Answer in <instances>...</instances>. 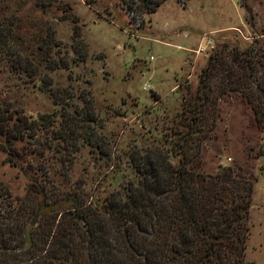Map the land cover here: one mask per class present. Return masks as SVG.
<instances>
[{"label": "trees", "instance_id": "obj_1", "mask_svg": "<svg viewBox=\"0 0 264 264\" xmlns=\"http://www.w3.org/2000/svg\"><path fill=\"white\" fill-rule=\"evenodd\" d=\"M164 2L122 4L141 16ZM18 3L0 0V70L24 75L56 107L36 115L0 100V162L29 180L19 195L0 179V264H246L245 223L259 176L222 163L206 173L203 163V149L216 138L208 135L218 121L211 103L217 100V71L227 67L223 50L209 55L197 92L184 96L168 147L157 139L123 154L130 174L110 172L101 184H70L79 154L87 148L109 159V141L99 133L90 98L78 97L80 106L53 90L49 72L66 69L68 62L58 59L48 27L27 30ZM259 43L233 46L230 87L219 93L243 92L264 140V86L253 81L264 69ZM259 154L264 157V143ZM127 175L133 179L125 182Z\"/></svg>", "mask_w": 264, "mask_h": 264}, {"label": "rangeland", "instance_id": "obj_2", "mask_svg": "<svg viewBox=\"0 0 264 264\" xmlns=\"http://www.w3.org/2000/svg\"><path fill=\"white\" fill-rule=\"evenodd\" d=\"M20 1L27 30L35 34L48 27L58 44V59L68 62L66 69L49 72L53 90L80 106L84 104L78 97L90 98L102 124L99 133L109 141V159L87 148L79 154L70 184H101L110 172L130 174L123 154L157 139L168 147L184 96L189 99L197 92L209 55L223 50L227 67L217 71L218 97L214 94L216 105L211 103L218 121L208 135L216 138L203 149L204 169L211 173L218 163L238 164L248 175L259 176L245 223L244 259L246 264H264L263 134L243 92L219 93L230 87L227 70L234 45L244 48L258 39L264 60V0H165L155 13L141 16L129 11L123 0ZM253 81L264 86V69ZM0 100L36 115L50 114L56 107L50 95L24 75L1 70ZM132 177L127 175L125 182ZM0 179L19 195L29 182L17 168L1 162Z\"/></svg>", "mask_w": 264, "mask_h": 264}, {"label": "built area", "instance_id": "obj_3", "mask_svg": "<svg viewBox=\"0 0 264 264\" xmlns=\"http://www.w3.org/2000/svg\"><path fill=\"white\" fill-rule=\"evenodd\" d=\"M209 43H210V42H209ZM201 50H203L202 47H200V50H199V51H201Z\"/></svg>", "mask_w": 264, "mask_h": 264}]
</instances>
